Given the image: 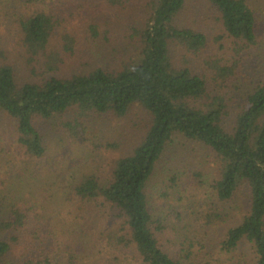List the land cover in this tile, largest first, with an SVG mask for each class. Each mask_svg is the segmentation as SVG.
Wrapping results in <instances>:
<instances>
[{
  "label": "trees",
  "instance_id": "trees-1",
  "mask_svg": "<svg viewBox=\"0 0 264 264\" xmlns=\"http://www.w3.org/2000/svg\"><path fill=\"white\" fill-rule=\"evenodd\" d=\"M139 1L100 0L111 10L124 12L135 6L142 11L140 22L125 30L136 45L131 60L70 75L60 74L67 58L81 51L82 41L98 40L103 33L98 22H87L83 37L74 34L66 10L75 4L81 20L87 5L98 7L96 0H58L54 6L49 0H28L33 7L8 14L17 25L14 62L20 67L0 49V111L13 120L19 143L33 158L46 153L39 120L61 118L69 132L78 129L76 137H82L84 121L126 119L144 111L151 120L143 138L117 161L109 178L104 181L98 173H88L74 187L75 195L94 201L96 216L108 221L110 247L129 250L140 264H264V78L247 93H237L246 56L259 44L258 15L247 0H202L204 11L212 13L217 24L209 35L184 18L192 0ZM5 4L0 0V12L8 17ZM212 49L216 53L210 54ZM175 51L183 62L175 58ZM203 54V71H195L191 57ZM69 114L76 126L67 119ZM136 115L142 120L141 112ZM177 136L211 150L218 177L208 187L221 202L240 194L247 200L239 224L220 242L225 258L201 259L193 244L174 256L158 237L163 228L154 218L148 186ZM199 183L206 186L204 180ZM15 215L1 223L5 229L19 230L26 224L27 215ZM209 218L212 224L226 220L213 211ZM11 251V241L0 238V264H6Z\"/></svg>",
  "mask_w": 264,
  "mask_h": 264
},
{
  "label": "rangeland",
  "instance_id": "rangeland-1",
  "mask_svg": "<svg viewBox=\"0 0 264 264\" xmlns=\"http://www.w3.org/2000/svg\"><path fill=\"white\" fill-rule=\"evenodd\" d=\"M27 1L6 0L3 10L10 16L14 10L22 14L33 7ZM56 1L49 0V4L54 6ZM96 1L98 7L87 5L82 21L75 4L70 3L66 10L68 21L75 26L74 34L83 37L84 24L98 22L103 35L95 41H82L81 51L77 49L67 58L60 74L120 66L136 52V45L126 38L125 30L140 22L142 11L135 6L124 12L111 10ZM139 2L136 0L135 4ZM247 2L258 15L259 44L246 56L244 76L237 84L238 96L264 78V0ZM204 10L202 0H192L184 18L212 35L217 24L210 17L212 13L207 15ZM9 15L5 17L0 12V49L18 67L14 62L19 50L17 25ZM210 51L216 53L214 49ZM175 58L183 62L179 51H175ZM203 58L205 54L191 57L195 71H203ZM140 112L143 118L137 120ZM67 119L76 124L73 115H67ZM150 120L142 110L126 119H90L84 121L86 133L82 137H76L78 129L69 132L61 118L39 120L36 125L43 134L46 153L33 158L19 143L13 120L0 111V238L12 243L6 264H140L129 250L110 247L106 237L108 221L96 216L97 204L81 200L74 187L88 173L108 179L117 161L128 156L143 138ZM196 174L200 175L195 181ZM217 177L218 165L211 150L183 136L175 137L158 162L148 186L150 206L163 228L158 237L174 256L193 244L201 259L220 257L222 238L230 227L239 224L247 200L240 194L232 201L221 202L208 187ZM202 180L206 186L199 183ZM15 211L27 215L26 224L19 230L5 229L1 223L15 219ZM210 211L222 214L226 220L212 224L208 219Z\"/></svg>",
  "mask_w": 264,
  "mask_h": 264
}]
</instances>
